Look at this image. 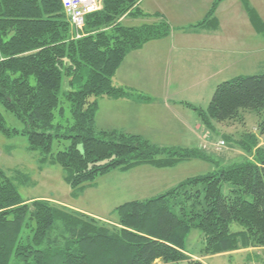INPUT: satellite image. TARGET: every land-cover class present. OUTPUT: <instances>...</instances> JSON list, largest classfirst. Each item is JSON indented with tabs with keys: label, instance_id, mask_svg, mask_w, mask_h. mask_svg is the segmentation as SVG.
Wrapping results in <instances>:
<instances>
[{
	"label": "trees",
	"instance_id": "obj_1",
	"mask_svg": "<svg viewBox=\"0 0 264 264\" xmlns=\"http://www.w3.org/2000/svg\"><path fill=\"white\" fill-rule=\"evenodd\" d=\"M99 1L100 9L84 16L78 34L61 0H0V106L24 125L28 149L39 152L40 164L59 166L73 189L112 170L206 160L199 151L157 148L137 135L96 127L101 98L149 101L116 86L113 77L130 52L172 32L161 14L139 8L142 0ZM220 1L195 27L216 25L213 13ZM125 18L146 23L125 26ZM60 96L69 109L65 120ZM244 112L255 113L256 131L264 135V74L217 85L199 116L210 127V120L242 121ZM0 132L20 134L5 126L1 113ZM240 138L250 159L119 205L115 223L48 200H23L0 170V264H202L184 250L192 229L201 234L200 258L264 251V153L253 152L258 140L252 134ZM62 140L69 145L53 153V141ZM16 178L27 180L21 174ZM254 253L244 264L256 258Z\"/></svg>",
	"mask_w": 264,
	"mask_h": 264
},
{
	"label": "rangeland",
	"instance_id": "obj_2",
	"mask_svg": "<svg viewBox=\"0 0 264 264\" xmlns=\"http://www.w3.org/2000/svg\"><path fill=\"white\" fill-rule=\"evenodd\" d=\"M152 1L159 0H142L140 9L148 10V5L152 7ZM239 1L242 2L243 7L248 4L251 8H249V12L253 11L254 13L251 16L247 10L249 23L245 36L229 35L226 32L224 35L208 39V43L196 38L195 41L197 45H217L218 48L234 50L240 49L241 40L245 44L247 38L248 56L243 55L242 57L240 53L232 54L234 59L228 61L230 54H217V58L212 61L211 65L217 72L219 69H224V71L222 74L219 72L213 76V80L210 79L207 85L201 84L204 81L201 74L192 75L197 78H193L180 70L174 74L173 67L160 64L158 68L154 69L157 83L146 84L142 87L138 84V89L143 90L144 94L148 95H162L161 93H164L169 101V109L162 110V105L155 103L154 106H158L155 107V110H152L151 107L138 110L132 117L133 120L116 116L107 118V123L112 125L106 127V129H111L107 131L115 129L137 135L157 148L199 151L207 158L206 160L191 159L161 169L141 165L125 172L112 170L97 176L91 183L84 185L82 189H73L65 183L64 172L59 166L39 163V152L28 149L26 135L21 133L24 129L22 122L0 106V113L5 126L20 132V134L12 136H5L0 132V170L13 180L21 199L48 200L96 219L115 223L117 215L114 209L119 205L156 197L186 179L203 176L215 171L217 166H229L243 160V157L238 154V152L243 153L239 146L240 137L244 133L259 136L258 132H255V113H241L242 121H234L229 124L210 120V127H206L199 116V110L206 111L217 85L240 76L264 74V28L262 29L260 21L257 20V17H260L264 23V0ZM209 2L210 0H178L176 5H169L170 3L165 1L163 7H165L169 17L170 26L173 28L199 21L202 10L208 6ZM179 8H182V11L186 9V11L195 13L190 15L188 20H179L177 19ZM144 23H146L144 19L131 18L122 22L125 26L134 27ZM174 32L176 39H181L180 31L174 30ZM166 37L168 38V36ZM176 39L168 38L163 42L165 44H180L181 41ZM201 61L203 60L199 62ZM100 100L98 102L101 106L102 101ZM60 101H62L60 106L63 108L62 120H65L69 118L68 105L63 102L62 96H60ZM107 110L111 111V108L108 107ZM54 113L58 118V111ZM95 124L98 129H102L98 123ZM205 132L208 139L204 138ZM219 141H224L225 146L216 150L215 147ZM68 145L69 141L67 140L53 141L52 152L63 150ZM17 174L25 176L26 182L17 179ZM234 229L238 228L235 227ZM202 247L200 232L197 229H192L185 239L184 250L194 259H199L202 264H244L245 257L238 255L224 254L200 258L199 254ZM254 255L256 258H252V262L247 263L264 264V251H257ZM155 264H159V262Z\"/></svg>",
	"mask_w": 264,
	"mask_h": 264
},
{
	"label": "crops",
	"instance_id": "obj_3",
	"mask_svg": "<svg viewBox=\"0 0 264 264\" xmlns=\"http://www.w3.org/2000/svg\"><path fill=\"white\" fill-rule=\"evenodd\" d=\"M165 1H168L170 3L169 5H176V1L178 0L152 1V7L148 5V10H141L148 15L159 13L169 23V17L166 13L165 7H163V3ZM216 1L217 0H210L208 6H206L204 10H202V15L199 21H197L196 23H183L184 25L182 26L172 28V32L168 35V38H170L171 40L176 39V36H174L173 34L175 33L174 30L180 31L181 39H176L177 41H181L180 44H165V42L163 41L168 38L164 37L144 44L140 49L130 52L124 58L115 76L113 77L114 84L131 92L141 93V95L148 97L149 101L142 102L133 98H101L100 101H102V105L100 106L98 102V107L95 114V123H98L102 127L101 130H111L106 129V127L112 126L111 124L109 125L107 123L108 117H127L130 120H133L132 117L134 116L135 112H137L138 110L147 109L149 107H151L152 110H155V107L158 106L154 105H156L157 103H160V105H162V110L169 109V101L164 93H161L162 95H148L144 94L143 90L140 91L138 89V84H140V86L142 87L146 84L152 85L157 83L154 69L158 68L160 64L173 67L175 70L174 74L178 70L191 77H193L192 75L198 76L201 74V78H204V81H202L201 84L207 85L210 82V79L213 80V76H215L219 72V74H222L224 71V69H219L217 72L211 65L212 61L217 58V54H230V58L228 59V61L230 59L232 60V58L234 59V57L231 56L232 54L240 53L242 57L243 55L248 56L247 38L245 40V44L243 43V40H241L240 49L234 50L230 48H218L217 45L206 46L196 44L195 38L201 41L205 40V42L208 43V39L215 38L222 34L224 35L226 34V32L229 35L234 34V36L241 35V37H243V35L245 36V33H247L248 31L247 28L249 20L247 17V10L249 12L250 7L248 6V4H246L244 6L246 8H244L241 5L242 2L240 3L239 0H221L219 3H217L214 10L215 12L213 13L216 19V25L214 27H195L206 19L209 10L212 7V4ZM181 9L182 8H179L177 10L178 18H176L179 20H188L190 19L189 16L195 13L193 11H186V9H183L182 11ZM249 14L251 16L254 15L253 11H251V13L249 12ZM126 19L128 18H125L123 21H125ZM257 20L260 21L263 29L264 23L262 22V18L260 19V17H257ZM200 60L203 61L199 62ZM134 64H136L135 67H133ZM126 68H128V70H126ZM166 94L169 95L170 93ZM108 107L111 108V111L107 110ZM255 132L257 133V131ZM254 137L258 140V145L255 149H253V152L258 148L261 149L264 153V135ZM204 138L208 139L206 132L204 134ZM238 154L243 158L246 157L250 159V157H247L243 153L238 152ZM254 252L255 250L248 249L237 251L230 255L246 257L248 254L252 255Z\"/></svg>",
	"mask_w": 264,
	"mask_h": 264
},
{
	"label": "built area",
	"instance_id": "obj_4",
	"mask_svg": "<svg viewBox=\"0 0 264 264\" xmlns=\"http://www.w3.org/2000/svg\"><path fill=\"white\" fill-rule=\"evenodd\" d=\"M61 3L71 27L78 34L82 31L84 16L100 9L99 0H61ZM224 146V142L219 141L215 148L220 150Z\"/></svg>",
	"mask_w": 264,
	"mask_h": 264
}]
</instances>
